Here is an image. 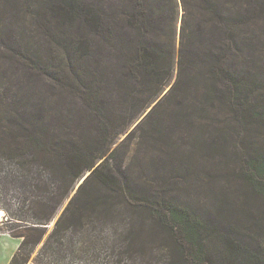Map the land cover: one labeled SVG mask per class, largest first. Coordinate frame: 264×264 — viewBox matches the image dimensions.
<instances>
[{
  "label": "trees",
  "instance_id": "trees-1",
  "mask_svg": "<svg viewBox=\"0 0 264 264\" xmlns=\"http://www.w3.org/2000/svg\"><path fill=\"white\" fill-rule=\"evenodd\" d=\"M247 1L253 0H109L107 6L97 0H0V37L15 28L19 44L32 48L26 58L34 75L46 74L53 81L49 93L34 90L33 96L66 91L86 106L54 105L45 99L31 109L28 103L8 104L0 85V210L6 212L3 226L8 233L21 238L9 264L30 262L47 234L46 225L68 199L29 264H264V224L256 223L255 231L248 227L242 236L250 240L242 239L233 227H223L218 215L203 217L181 199L168 186L172 177L158 186L155 177L144 179L124 169L117 160L119 144L114 146L122 130L112 100L93 87L86 66L83 72L74 66L72 74L58 68L67 59L93 62L95 42L102 35L107 48L116 45L124 56L131 52V71L140 79L134 91L162 94L176 62L179 72L170 94L199 92L203 81L218 109L247 112L248 121V116L261 119L264 74L257 79L244 73L229 64L228 56L233 53L236 61L245 63L242 52L254 45L244 28ZM15 11L17 19L13 15L8 22ZM127 28L144 39L142 44L113 43L129 36ZM161 31L163 41L156 39ZM22 35L37 36L36 48ZM54 44L72 50L71 56L60 58ZM250 91L259 92L254 102ZM28 112L32 116H26ZM213 125L220 122L214 120ZM255 144H246L245 165L237 178L264 193V148ZM129 147L131 153L134 148Z\"/></svg>",
  "mask_w": 264,
  "mask_h": 264
},
{
  "label": "rangeland",
  "instance_id": "rangeland-1",
  "mask_svg": "<svg viewBox=\"0 0 264 264\" xmlns=\"http://www.w3.org/2000/svg\"><path fill=\"white\" fill-rule=\"evenodd\" d=\"M97 2L107 6L109 0H97ZM247 2L248 20L244 28L249 44L253 40L254 45L248 46L242 52L245 63L236 61L233 53H229V64L234 68L240 67L244 69V73H250L255 78L261 79V74H264V0ZM15 13L16 11L7 17L8 22L13 21V15L17 19ZM182 13L183 11L180 10L176 49L179 48L181 40ZM126 31L129 32L128 37L114 39L113 43L117 42L119 46V43L125 40V43L130 45L139 41L142 44L141 41L143 42L144 39L141 37L140 40L134 30L127 28ZM162 33L161 31L157 40H164ZM19 35L11 26L0 37V85L6 103L17 102L20 105L28 103L31 109L34 102L39 103L40 100L45 99L49 104L62 103L79 109L86 108L80 99L66 91L47 98H41V95L33 96L34 90L45 89L46 93H49L53 81L46 74L34 75L35 71L26 58L30 55L28 49L32 50V48L21 46ZM22 37L26 36L22 35ZM36 39L37 36L32 35L30 38L29 35L23 41H28L36 48L38 41ZM97 40L95 54L92 56L93 62L89 58L84 61L67 59V63L59 64L58 68L65 69V74H69L74 66L82 72L85 71L86 66L88 72L91 71V78H94L93 87L100 89L102 95L112 100L116 109V120L122 130L117 144L114 145L119 144L116 147L117 160L121 161L124 169L133 175L143 176L144 179L149 176L155 177L158 186L165 185L164 181L172 177L168 186L172 191L180 194L181 199L193 204L203 217L210 219L218 215L216 217L220 219L219 222H223L221 223L223 227H233L235 235L239 231L240 238L249 241L250 237L246 235L243 237V232L248 227L255 231L256 223L264 224V193L243 186L241 178L238 179L237 175L245 165L246 144L255 141V145L259 144L264 148V115L261 119L256 117L254 120L247 115L248 121L244 118L247 112L238 115L229 112V108L218 109L219 103L212 102L208 97L207 83L203 81L200 82L199 92L174 91L170 94L169 90L176 82L179 72L176 62L172 71L174 76L162 94L153 96L147 94V91L136 92L132 86L140 82V79L131 71L129 61L131 57L128 56L131 52L124 56L116 45L107 48L103 44L102 35ZM54 46L60 58H67L69 54L71 56L72 50L69 52L66 46L57 47L55 44ZM40 47L43 51V46ZM54 63L58 64V62ZM164 82L165 78H162V83ZM153 83L150 82L149 86ZM191 84L193 85V80ZM143 88L147 90L148 86ZM249 95L250 101L254 102L259 92L250 91ZM56 100L57 102L54 103L53 101ZM29 112L25 115L32 116V112ZM214 120L219 121L220 125H213ZM129 146L134 148L131 153L127 149ZM80 182L73 195L79 188ZM68 201L69 199L57 212L53 222L46 225L49 226L47 234L36 246L30 262H34L39 249L48 233L54 229ZM0 211H3V215L6 213L3 209ZM5 220H7L6 215L0 219V264H9L21 244V238L8 233L6 226H3Z\"/></svg>",
  "mask_w": 264,
  "mask_h": 264
},
{
  "label": "bare ground",
  "instance_id": "bare-ground-1",
  "mask_svg": "<svg viewBox=\"0 0 264 264\" xmlns=\"http://www.w3.org/2000/svg\"><path fill=\"white\" fill-rule=\"evenodd\" d=\"M3 216V211H0V217H2Z\"/></svg>",
  "mask_w": 264,
  "mask_h": 264
},
{
  "label": "water",
  "instance_id": "water-1",
  "mask_svg": "<svg viewBox=\"0 0 264 264\" xmlns=\"http://www.w3.org/2000/svg\"><path fill=\"white\" fill-rule=\"evenodd\" d=\"M83 179H84V178H83ZM82 181H83V180H81L80 184L82 183ZM78 187H79V186H78ZM78 187H77V188H78ZM2 217H5V214H4ZM2 217H1V218H2ZM1 218H0V219H1Z\"/></svg>",
  "mask_w": 264,
  "mask_h": 264
}]
</instances>
